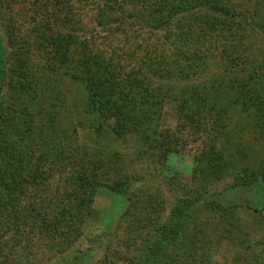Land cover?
I'll return each mask as SVG.
<instances>
[{
  "label": "rangeland",
  "instance_id": "rangeland-1",
  "mask_svg": "<svg viewBox=\"0 0 264 264\" xmlns=\"http://www.w3.org/2000/svg\"><path fill=\"white\" fill-rule=\"evenodd\" d=\"M232 1L237 5L236 13L253 9L256 21H264V0ZM81 2L69 16L51 1L0 0V106L5 119L0 168L5 181L13 180L9 191L0 192L1 197L13 198V206H9L12 212L0 216V264H129L128 260L142 263L146 257H150L149 264H165L167 256H176L168 264H264V184L258 179L249 187L234 186L242 170L256 174L252 175L256 179L264 173V137L254 130L258 118L251 114V107L234 108L229 101L233 92L229 68L238 65L237 71L247 70L238 74V80L247 81L249 74L253 75L259 68L257 63L264 60V29L247 26L245 39L231 44L226 52L208 48L196 70L195 82L217 79L215 94L223 131L210 134L211 143L232 164L229 170L225 168L222 179L214 181L193 176L196 155L208 134H192L185 149L173 150L161 159L141 143V138L153 130L158 135L173 134L180 125L175 105L169 100L174 86L170 75L176 69L166 79L152 78V87L163 89L162 94L156 93L158 97L167 95L160 110L151 105L145 112L131 108L132 114L149 113L145 124L140 121L141 128L122 129L117 134L114 118L102 121L91 113L83 82L71 78L84 51L71 46L65 66L53 60L46 40L56 23L70 20V26H63L67 36L75 42H87V53L109 61L117 69L119 80L133 73L130 70L137 71L142 60L147 61L149 49L144 46L152 44L155 48L160 36L126 20L98 27V1ZM45 3L49 7L46 10ZM231 58L236 62L230 65ZM260 69L249 85L255 95L260 93L256 101L262 98L258 106L264 108V66ZM98 76L112 79L106 71ZM79 175L90 184L78 185ZM114 182H125L124 194L139 199L134 216L125 215L127 198L107 189ZM195 191L202 193V199L184 210L191 216L190 228L194 225L195 230L189 228L191 241H183L191 254L179 243L167 245L164 254H146L144 244L161 240V225L178 199H187ZM82 199L86 201L80 205ZM144 199L154 208L159 204V220L145 210ZM42 200L49 213L67 212L76 205L67 213L77 221L70 223L65 216L62 230L43 233L41 226H33L29 212L37 202L41 208ZM149 215L153 222L147 221ZM132 220L140 223L133 227ZM144 223L150 226L142 230ZM10 224L19 230L9 229ZM134 241L142 244L134 249ZM181 245L184 252L176 250Z\"/></svg>",
  "mask_w": 264,
  "mask_h": 264
},
{
  "label": "trees",
  "instance_id": "trees-1",
  "mask_svg": "<svg viewBox=\"0 0 264 264\" xmlns=\"http://www.w3.org/2000/svg\"><path fill=\"white\" fill-rule=\"evenodd\" d=\"M50 1L55 3L54 5H58L61 9L60 12L64 10L67 12L66 15L69 16L72 12L70 10L82 3V0H46L47 3ZM97 1L98 11L95 18L96 20L99 19L96 23L98 27L103 28L118 21L124 22L126 20L133 22L131 24H136L140 28L159 34L160 39H158L155 48L152 44L144 46L145 50L149 49L146 53L152 59L149 60L150 57H148V59L146 58L147 61L142 60L144 65L140 64L137 71L130 70L133 73L127 74L124 76V79L119 80L117 69L110 63H107L109 61L105 62L102 58L91 56L87 53L89 48L87 42L85 43L80 40L75 42L71 36H67L65 33L66 28L63 26L65 23L70 26L71 21L62 18L63 20L59 23L57 22V26L54 25L55 28L51 29L50 33L52 31L54 33L49 34L46 40L51 48V52H53V60H59L58 66H65L69 62L68 54L71 46L78 47L81 51H84L82 59L74 69V76H71V78L83 82L85 89L88 91L89 109L92 110V114H97L102 121L114 118L116 124H118L117 134L122 133V129L126 131L137 130L141 128V122L142 124L147 122V114L149 113L142 115L132 114L131 108L141 112L147 111L149 105L155 110L161 109L162 102H165L167 95H165L166 97H158L156 93L162 94L163 89L161 87L154 89L152 87V78L156 79L155 76H158L166 79L176 69L174 75H170L172 76L170 81L173 82L174 86L171 88L172 95L169 100L175 105V113L180 125H178L177 130L173 134L171 132H159L160 134L158 135L153 130V132L147 133L141 138V143L145 148L152 149V152L157 153L161 159L162 156L174 152L173 150L185 149L186 145L190 143L189 136H192V134L198 136L203 133L208 134L205 135L204 140L206 141L209 138V144L204 141L201 152L196 155V168L194 169L193 176H206L214 181L222 179L226 172L225 168L228 167L229 170V166L232 164L228 157H225L220 150L215 149L211 143L213 138L210 134L215 133V131L219 132L221 130L220 133L223 131L222 120L220 119L219 121L218 119L222 116V111L218 106L219 99L215 94L216 85L214 84L217 82V79L213 80L210 77L208 80L195 82L198 80V77L195 75L197 74L196 70L200 69L199 63L204 61L208 48L211 47L212 51L221 48L223 52H226L231 44L245 39L244 36L248 33L247 26L254 25L263 30L264 21H256L257 18L253 9L243 14L236 13L237 5L232 0ZM46 5L45 3V10L49 8ZM57 29L58 31L56 32ZM151 47L153 49H150ZM150 52H153V54ZM170 53L172 55L171 59L169 58ZM235 59L231 58L230 65ZM257 66L259 68H255L256 70L252 72L253 75L249 74L247 81L237 79L238 74L247 72L246 69L241 68L243 72H239L236 68L240 67L235 65L233 68L236 71L234 72L233 68H229V71L233 75V88L230 89L233 92L230 93L229 101L234 108H238V106L251 107V114L258 118L254 130L262 134L261 137H264V108L258 106V104L262 105V98L260 101H256L261 95L260 93L259 95H255L251 89V85H249L257 72L261 71L260 68L264 66V60L262 59L261 63H257ZM104 71L109 72L111 80L99 78V73L102 75ZM234 78L236 79L234 80ZM237 83H241V85L235 86ZM3 115L4 112L0 106V141L3 136V125H5ZM206 119L208 120L207 122ZM216 126H218L217 129ZM184 133L188 137L184 136L183 139L181 134ZM206 146H209V148L205 149ZM244 171H241L239 175L241 177L238 178V181L235 180L234 186L249 187L252 182L258 179L264 184V173L258 175L256 179L254 177L256 174L252 173L254 175L252 176L246 174L248 169ZM243 176L244 181H241ZM4 177L3 170L0 168L1 193L4 190L9 191L8 189L12 188L11 183L13 180L10 179L8 182V180H4ZM77 181H79L78 185L80 186L90 184V181L81 175L77 177ZM126 185L125 182H114L111 185H107V189L112 193L127 198L129 207L125 215L133 214L132 216H134V211L138 209L137 202L139 199H134L124 194L127 189ZM188 195L187 199L180 201L178 199L172 213L162 223L161 232L159 231L160 235L158 236L161 240L154 242L147 241L144 244L146 254L152 255L155 252L164 254L167 245L179 243L184 246L185 242L183 241H187V243L191 241L192 235L189 233L191 223L188 221L191 216L186 214L184 210L194 207V204L200 201L203 195L200 191H195L192 195ZM12 200L11 196H7V198H4L3 195L2 197L0 196V216L12 212L9 210V206H13ZM85 201L86 199H82L79 201V204L81 205ZM143 202H146L145 210H148L153 215L156 214V217L160 216L158 211L159 204L157 208H154L149 201L144 199ZM32 205L29 211L31 212V220H33L32 224L35 227L41 226L43 233L62 230L61 225L67 222L65 216H70L67 212H70L76 206L69 207V211L67 212L55 213L53 210H50L49 213L44 210L43 200L41 208L37 207L39 206L38 202ZM214 206L220 210L219 205ZM28 208L23 211L24 215L28 213ZM158 218L156 219L159 220ZM68 219L71 221L70 223H75L78 218L68 217ZM153 220L154 218L151 215L147 216V221L153 222ZM138 223H140L139 220H132L130 225L136 227ZM149 226V223H144L142 230L147 229ZM11 227L10 224L9 229ZM193 227L194 225H192ZM12 228H15L16 231L19 230L18 226ZM192 228L190 229L194 230ZM137 244H142V241H134L132 244L134 249ZM183 246L181 245V248L176 250L184 252ZM188 248L185 244V252H188ZM188 253L191 254V252ZM176 255L179 258V254ZM175 257L167 256L165 264H168L172 258L175 260ZM186 257H189V254ZM141 261L142 263L146 262L149 264L150 257L143 258ZM128 263L142 264L140 261L136 262L133 260H128Z\"/></svg>",
  "mask_w": 264,
  "mask_h": 264
}]
</instances>
